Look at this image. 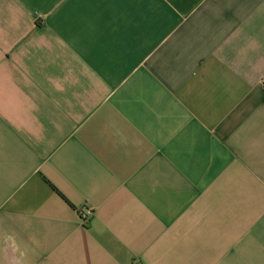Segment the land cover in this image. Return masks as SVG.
<instances>
[{"label": "crops", "instance_id": "1", "mask_svg": "<svg viewBox=\"0 0 264 264\" xmlns=\"http://www.w3.org/2000/svg\"><path fill=\"white\" fill-rule=\"evenodd\" d=\"M0 264H264V0H0Z\"/></svg>", "mask_w": 264, "mask_h": 264}, {"label": "built area", "instance_id": "2", "mask_svg": "<svg viewBox=\"0 0 264 264\" xmlns=\"http://www.w3.org/2000/svg\"><path fill=\"white\" fill-rule=\"evenodd\" d=\"M92 210L85 208L81 210L80 217H81V223L83 226H87L90 223V220L92 218Z\"/></svg>", "mask_w": 264, "mask_h": 264}]
</instances>
